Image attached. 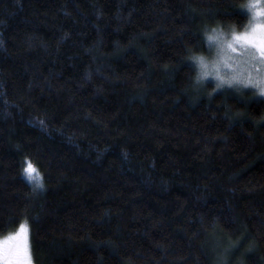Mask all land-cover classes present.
<instances>
[{
  "label": "trees",
  "instance_id": "obj_1",
  "mask_svg": "<svg viewBox=\"0 0 264 264\" xmlns=\"http://www.w3.org/2000/svg\"><path fill=\"white\" fill-rule=\"evenodd\" d=\"M241 2L0 0V238L27 221L34 264H264V98L194 92L188 63Z\"/></svg>",
  "mask_w": 264,
  "mask_h": 264
},
{
  "label": "clouds",
  "instance_id": "obj_2",
  "mask_svg": "<svg viewBox=\"0 0 264 264\" xmlns=\"http://www.w3.org/2000/svg\"><path fill=\"white\" fill-rule=\"evenodd\" d=\"M238 10L246 18L242 26L215 24L202 30L205 51L188 57L194 92L211 85L209 95L224 89L251 90L264 98V45L252 46L243 39L246 35L264 37V0H242ZM24 179L34 189H45L43 174L37 168L31 174L24 172ZM22 225L27 228V221L20 229Z\"/></svg>",
  "mask_w": 264,
  "mask_h": 264
},
{
  "label": "snow or ice",
  "instance_id": "obj_3",
  "mask_svg": "<svg viewBox=\"0 0 264 264\" xmlns=\"http://www.w3.org/2000/svg\"><path fill=\"white\" fill-rule=\"evenodd\" d=\"M237 39H240L238 37ZM246 43L252 46L264 45V37L259 36H244ZM25 173L31 174L35 171L33 164L29 161L24 169ZM12 242L11 244L9 242ZM0 257L8 258L15 264H30L27 247V228L22 225L19 233L14 237H9L4 242H0Z\"/></svg>",
  "mask_w": 264,
  "mask_h": 264
},
{
  "label": "rangeland",
  "instance_id": "obj_4",
  "mask_svg": "<svg viewBox=\"0 0 264 264\" xmlns=\"http://www.w3.org/2000/svg\"><path fill=\"white\" fill-rule=\"evenodd\" d=\"M20 228L18 227V229H16L15 231H12L10 233H8L6 236L1 237L0 238V242H4L5 240H7L9 237H14L17 235V233H19ZM10 244L12 243L11 241L9 242ZM27 247H28V256H29V261L30 264H34L33 263V259H32V255H31V245H30V230H29V225L27 223ZM0 264H15L14 261L10 260V259H5L0 257Z\"/></svg>",
  "mask_w": 264,
  "mask_h": 264
}]
</instances>
